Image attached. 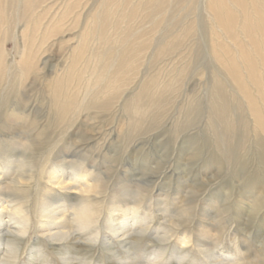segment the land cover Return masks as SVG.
I'll list each match as a JSON object with an SVG mask.
<instances>
[{
    "label": "rangeland",
    "instance_id": "obj_1",
    "mask_svg": "<svg viewBox=\"0 0 264 264\" xmlns=\"http://www.w3.org/2000/svg\"><path fill=\"white\" fill-rule=\"evenodd\" d=\"M0 178V264H264V0H0Z\"/></svg>",
    "mask_w": 264,
    "mask_h": 264
},
{
    "label": "bare ground",
    "instance_id": "obj_2",
    "mask_svg": "<svg viewBox=\"0 0 264 264\" xmlns=\"http://www.w3.org/2000/svg\"><path fill=\"white\" fill-rule=\"evenodd\" d=\"M18 176V175H17ZM16 176V177H17ZM71 176L72 177H74V178H76L78 175L75 173V172H73L72 174H71ZM68 178V177H67ZM71 178V177H70ZM71 180H73L72 178H71ZM51 181H53L54 183H56L57 185H60V187H61V185H65L64 183V181H63V178H62V176H57V177H55V178H52L51 179ZM76 181V180H75ZM4 186L5 184H3V182L1 181V178H0V186ZM6 186V185H5ZM9 186V185H8ZM78 188L77 189H79L80 188V186H77ZM6 188V187H5ZM88 189H90V187L88 188ZM68 190V189H67ZM82 191V190H81ZM82 192H85V191H82ZM9 205V206H8ZM63 208V206L62 205H56V204H52V205H50L49 207H47V208H44V209H42V211H41V214H42V218H45L46 220H53V221H55V220H61V221H65L66 220V218H67V215L65 214V213H62V211H60L61 209ZM7 210V212H8V214L9 213H13V215L14 216H17L18 218H19V220H22L21 221V225H22V228L20 229L21 230V232L22 233H24V232H26L27 230H28V228H29V221H25V218H22L21 219V211L19 210V209H14L10 204H9V202L7 203V206H2V207H0V216H2V214H3V212H5ZM133 210L132 209H127V213H125L122 217H121V220H123V221H125V222H123L122 224H127L128 222H130V221H128L130 218L132 219V221L134 222V224H135V218H136V216H135V213H133L132 212ZM79 218V217H78ZM75 224H77L78 226L81 224L80 223V221H76V220H74L73 221ZM1 223V222H0ZM60 223V222H59ZM11 224L12 223H7V224H0V236L2 237H7V235L10 233V230H11V228H12V226H11ZM15 224V223H14ZM17 224V223H16ZM15 224V225H16ZM18 225L19 226H21L20 225V222H18ZM66 225V224H65ZM80 227V226H79ZM65 229V231L64 232H62V231H57V232H54V233H50L51 231H53V230H44V231H42V233H48L49 232V235L50 236H57V237H60V238H62V239H64V240H69L70 242H72V241H74V240H76L75 238L73 239L72 238V236H74V233H73V230L74 229H72L71 227H69V226H65L64 228H63V230ZM5 230V231H4ZM61 230V229H60ZM114 232V234H115V236H119V232H122V230H114L113 231ZM5 233H6V235H5ZM131 232H125V233H123L124 235L122 236V237H129V239H133L132 237H130V235H127V234H130ZM43 236V235H42ZM49 236V237H50ZM9 241V240H8ZM8 244H9V242H8ZM10 245V244H9ZM204 252V251H203ZM202 252V253H203ZM207 253H206V257H207V259L208 260H211L213 263H217L218 264V262L220 261H218V258L219 257H217L215 254H208V251H206ZM1 253V252H0ZM3 256L0 258V260L2 261V263H5V259H8V257L6 256V252H4L3 254H2ZM8 255H9V253H8ZM10 258V257H9ZM243 262V261H242ZM245 262V261H244ZM246 264V263H245Z\"/></svg>",
    "mask_w": 264,
    "mask_h": 264
}]
</instances>
